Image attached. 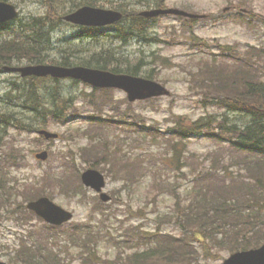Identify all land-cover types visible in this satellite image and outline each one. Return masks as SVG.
Returning <instances> with one entry per match:
<instances>
[{"label": "rangeland", "instance_id": "374dc122", "mask_svg": "<svg viewBox=\"0 0 264 264\" xmlns=\"http://www.w3.org/2000/svg\"><path fill=\"white\" fill-rule=\"evenodd\" d=\"M112 1L114 4L129 1L138 9H148L149 4L155 0ZM164 1L168 7L205 13L209 17L197 21L188 29L183 18L161 16L152 22L149 31L151 40L141 41L136 36L128 35L127 44L110 43L113 37L106 34L98 36L91 43L77 41L73 37L77 30L64 25L57 32L61 44L58 43L56 50L47 51L50 58L78 55L86 58L115 45L121 56L122 66L139 65L143 70L141 74L153 69L156 79L172 93L166 97L130 102L123 90L110 89L103 94L101 90H93L87 84L61 80L58 84L60 90L71 96L69 105L72 108L69 112L76 109L80 118L71 123H55L53 120L42 123L45 125L42 128L59 133V139L46 141L37 133L20 136L13 128L4 129L0 125V154L13 151L12 154L16 155V148L25 154L22 161L18 159L21 163L15 165L12 162L8 165L0 157V166L6 169L0 175L3 174L14 188L11 203L3 204L0 199V260L11 262L15 253L20 254L18 244L23 237L40 259L44 251L52 250L61 264H83L82 254L86 252L75 242L89 240L96 248L95 261L108 264L116 255L126 257L133 252V247L142 242V237L155 229L182 236L186 233V228L172 223L171 214H177L180 207L187 206L191 199H195V189L205 188L215 181L216 169L220 168L221 162H230L234 158L228 143L200 136L188 138L186 147L183 144L177 146V149L183 150V156L176 161L172 146L167 145V133L162 134L158 130L171 128L178 116H182L186 123H191L207 115H214L217 120H222L224 114H227L231 123L237 121L241 125L245 124L246 117L214 104L209 91L203 89V83L195 81L193 74L198 70L196 67L199 60L211 63L219 60L222 63L230 59L220 53L219 45L229 47L236 58H242L247 50H255L259 53L255 58L264 66V0ZM13 2L22 11L21 17L43 12L39 1ZM76 2L78 0L46 1L48 6L51 4L53 7L55 4L59 8L60 5L62 12L72 9ZM128 7L132 5H127ZM226 7L229 9L224 11ZM226 67L228 70L234 69L232 66ZM226 67L223 68L225 71ZM202 74L206 76L207 72ZM7 80L21 83V79L15 74L0 72V103L7 99ZM218 81L225 82V79L219 77ZM24 84L27 88L30 82L24 81ZM230 88L232 86L227 89ZM98 106L102 107V112H96ZM12 109L20 110L18 102L15 106H10V110ZM99 116L105 122L96 123L93 118ZM34 120L44 121L39 115ZM99 125L104 127L98 128ZM152 128L158 130L151 133L149 129ZM85 129L86 134L80 132ZM99 136L106 142L99 153H112L114 158L113 162H106L101 157L97 165L106 175L105 190L113 198L111 203H98V196L90 190L80 197L65 195L54 189L52 198L74 213V219L70 223L57 229L36 219L37 216L27 209L18 208L17 203L24 198L25 188H28L30 196L44 190L47 192L51 188L41 178L45 171L54 175L65 167L63 174L70 176L72 185H78V172L91 166V163L82 159L84 153L81 147L97 144ZM175 141L174 137H170L169 143ZM46 149L51 150V158L45 162L37 160L35 154ZM235 156L243 154L236 152ZM68 164L71 166V173ZM232 170L235 172L239 168L232 166L229 171ZM37 235L43 236L42 243L34 239ZM51 242L57 250L53 249ZM201 252L199 250L196 254ZM228 255L227 251H220L212 245L211 254L202 253L195 264H222ZM92 261L88 260V264H93Z\"/></svg>", "mask_w": 264, "mask_h": 264}, {"label": "trees", "instance_id": "16d2710c", "mask_svg": "<svg viewBox=\"0 0 264 264\" xmlns=\"http://www.w3.org/2000/svg\"><path fill=\"white\" fill-rule=\"evenodd\" d=\"M76 2V4H90L97 5L99 0H84ZM127 3H130L127 1ZM127 6V5H126ZM119 8L125 11V14L133 16L126 18L125 21L115 27L116 37L119 41L126 42V35H135L139 38L145 39L147 36L148 24L141 17L136 15V7L127 10L120 4ZM133 11V12H131ZM130 12L132 14H130ZM120 26V27H119ZM31 27H33L31 25ZM124 28V29H123ZM38 29V26L37 28ZM90 35L89 33H84ZM92 35H95L94 33ZM44 36L49 38L50 30L47 26L44 27ZM16 46L10 48L7 46H0V57H4L9 50L15 52ZM34 46L27 49V52L32 57L40 58L38 53L34 51ZM121 56L114 53L112 50H104L101 54H95L90 59L85 60L83 65L110 69L115 72H127L138 75L142 71L139 65L137 66H122ZM5 59V58H2ZM60 64L71 65L68 58H63ZM143 65V62H142ZM127 68L126 70H123ZM264 66L259 61V66L249 71L251 73V80L246 79L244 86L248 88V94H243L239 98L236 93L237 88H233V93L225 97V106L230 110H239L246 113L250 120L245 129L234 127L231 129L230 141L232 148L245 152V159L242 163L245 167V177L248 181L239 180L235 183L233 179L229 183L224 182L222 175H215V181L207 184L205 188L195 189V199L190 200L187 206L180 207V212H173L170 216L172 223L180 224L186 228V233L183 236H175L170 233L160 234L149 241H142L141 250L128 254L127 257L119 256L111 264H194L199 259V254H196V248L199 246L203 254L210 255L211 244L216 247L228 248L230 252L242 249H249L257 247L264 242ZM238 73L241 71L238 70ZM224 72L222 70L212 68L211 75L207 79H200V82L209 81L208 85L213 86V82L219 80ZM229 75H232L231 73ZM148 78H154L153 69L145 71ZM30 84L26 88L25 85H20L15 88L13 92L14 99L20 102L21 114L18 112L4 111L0 112V124H10L17 131L18 134H30L37 130V126L42 123H47L49 120L61 121L68 116H75V112L69 113L72 108L71 96L64 94L56 84L47 83L48 79L31 78ZM216 85H219L216 82ZM219 88H213L215 93ZM221 91V90H220ZM221 92H225L222 90ZM242 96V95H241ZM221 100V101H224ZM11 106L14 104L11 101ZM220 104V102H219ZM69 105V106H68ZM67 107V109H66ZM66 111V112H65ZM69 113V114H68ZM39 115L43 122H36L34 119ZM26 120H28L26 122ZM223 124V123H222ZM213 122L209 119L201 118L195 121L192 125H185L179 123L178 128L173 131L181 136L185 135H200L206 133L211 135L210 128ZM86 134V130H80ZM91 149L86 147L83 149L84 159L91 163L92 166L99 164V159L102 157L106 159L107 153L101 154L99 152H86ZM13 153V151H12ZM176 156H181V151L176 150ZM15 160L11 153L7 152L4 156L5 162ZM65 167L62 169L64 172ZM0 172L3 168L0 166ZM65 175V174H64ZM47 186L50 189L38 192L34 196L28 195V188L24 189V199H33L40 195H49L57 190L59 186L62 192L68 193L72 187L71 182L65 176L49 175L46 173L43 177ZM7 178L3 176L0 179V198L3 203H11L12 190L8 186ZM77 190L74 192L76 193ZM1 204V203H0ZM179 221V222H178ZM42 235L34 237L36 242H41ZM144 240V239H143ZM52 245V244H51ZM20 254L15 255L13 259L21 261L25 264H61L59 258H55L53 251H44L41 259L36 254V251L28 245L24 239L21 240ZM53 246V245H52ZM89 251L86 253L83 264H88L87 259L94 260L96 264V253L92 250L89 244H85ZM89 246V247H88ZM53 249L55 247L53 246ZM56 250V249H55ZM40 260H39V259Z\"/></svg>", "mask_w": 264, "mask_h": 264}, {"label": "water", "instance_id": "95a60500", "mask_svg": "<svg viewBox=\"0 0 264 264\" xmlns=\"http://www.w3.org/2000/svg\"><path fill=\"white\" fill-rule=\"evenodd\" d=\"M13 9L7 4L0 2V22L6 20ZM161 12L175 13L188 15L186 12L180 10H167V11H151L146 12V15H156ZM122 18V13L105 10L93 7H83L78 11L68 15L67 20L93 26H104L112 24ZM21 71L23 76L35 75V76H47L52 75L54 77H73L82 79L88 83L93 84L96 87H120L129 92L131 100L137 98H147L154 95L168 94L161 85L142 78L132 77L129 75H115L110 72L90 69L85 67H72L66 68L54 65H37L26 66L24 68L17 69ZM40 134L45 135L46 138H57L58 134L51 133L46 130H41ZM40 159H47L48 152H42L37 155ZM83 181L86 185L100 191L105 185L104 177L96 170H88L83 174ZM104 200H109L110 197L106 194H102ZM28 207L36 211L39 215L45 217L48 221L60 224L72 218V214L53 204L48 198H41L37 201L30 202ZM0 264H7L0 262ZM224 264H264V246L245 252H239L227 259Z\"/></svg>", "mask_w": 264, "mask_h": 264}, {"label": "bare ground", "instance_id": "6f19581e", "mask_svg": "<svg viewBox=\"0 0 264 264\" xmlns=\"http://www.w3.org/2000/svg\"><path fill=\"white\" fill-rule=\"evenodd\" d=\"M68 41V40H67ZM77 53V52H76ZM17 77V76H16Z\"/></svg>", "mask_w": 264, "mask_h": 264}, {"label": "flooded vegetation", "instance_id": "af4514ba", "mask_svg": "<svg viewBox=\"0 0 264 264\" xmlns=\"http://www.w3.org/2000/svg\"><path fill=\"white\" fill-rule=\"evenodd\" d=\"M21 13H22V11H21Z\"/></svg>", "mask_w": 264, "mask_h": 264}]
</instances>
